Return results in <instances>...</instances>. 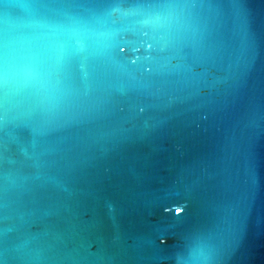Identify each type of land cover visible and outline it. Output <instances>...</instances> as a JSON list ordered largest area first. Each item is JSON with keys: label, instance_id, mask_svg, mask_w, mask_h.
I'll return each instance as SVG.
<instances>
[{"label": "water", "instance_id": "95a60500", "mask_svg": "<svg viewBox=\"0 0 264 264\" xmlns=\"http://www.w3.org/2000/svg\"><path fill=\"white\" fill-rule=\"evenodd\" d=\"M0 264H264V0H0Z\"/></svg>", "mask_w": 264, "mask_h": 264}]
</instances>
